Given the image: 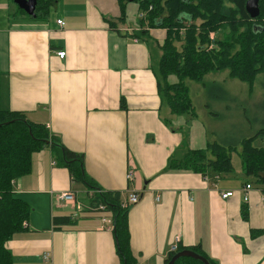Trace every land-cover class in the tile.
Instances as JSON below:
<instances>
[{
	"label": "crops",
	"instance_id": "crops-1",
	"mask_svg": "<svg viewBox=\"0 0 264 264\" xmlns=\"http://www.w3.org/2000/svg\"><path fill=\"white\" fill-rule=\"evenodd\" d=\"M14 3L0 0V111L46 125L84 155L87 175L103 192L122 202L140 195L129 208L138 264H164L178 237L182 247L201 244L218 264H264V234L252 237L264 230V191L253 178L167 171L175 152L197 149L191 134L170 124H180L181 116L165 115L153 72L157 52L124 23L110 25L122 16L119 1L54 0L44 21L16 16ZM150 33L163 43L164 31ZM248 184L253 189L245 202ZM13 187L32 209L26 230L9 242L14 264H121L113 229L87 209L92 191L73 181L50 147L33 155L31 173ZM69 191L86 209L73 224L59 226L55 219L72 210L58 206L56 196ZM226 192L233 197L223 199Z\"/></svg>",
	"mask_w": 264,
	"mask_h": 264
},
{
	"label": "trees",
	"instance_id": "trees-1",
	"mask_svg": "<svg viewBox=\"0 0 264 264\" xmlns=\"http://www.w3.org/2000/svg\"><path fill=\"white\" fill-rule=\"evenodd\" d=\"M122 16L111 22L116 28L119 22L127 23V6L138 4L144 18L140 27L149 30H165V39L160 45L148 31L137 35L145 42L154 41L162 52L159 64L153 72L157 78L159 94L175 116L195 112L188 81L203 83L216 72H229V77L248 84L251 89L264 73V25L252 19L246 12V0H118ZM54 0H38L35 16H29L17 6L21 15L30 20L44 21L49 17ZM233 6V7H232ZM239 15V17H237ZM126 22V23H125ZM224 34L223 39H211L212 34ZM136 33H132L133 37ZM142 36V37H141ZM180 43V48L177 44ZM149 45V43H148ZM150 46V45H149ZM219 47V50H218ZM175 77L176 82L170 78ZM264 105V103L262 104ZM121 107L127 110L125 99ZM262 129L243 135L228 145L210 142L203 149H182L170 158L167 171L193 172L208 177L210 174L226 175L233 172L232 152L241 148L244 173L264 191V117ZM51 148L57 164L69 170L73 181L87 191H95L90 205L103 204L113 219V232L121 264H138L131 250L129 210L122 207L119 194L103 192L87 175L84 155L65 147L49 131L46 125L28 120L25 113L0 111V264H14L9 242L16 234L26 230L31 216V206L14 194V183L32 171V158L37 152ZM212 157V158H210ZM243 219L248 220V211L243 209ZM101 214L102 212H95ZM71 217L55 219L56 225H71ZM264 230H253L252 237H259ZM191 250L204 257L210 264L213 260L201 244L193 247L180 246L170 253L164 264H169L178 253ZM175 264H204L190 257H181Z\"/></svg>",
	"mask_w": 264,
	"mask_h": 264
},
{
	"label": "rangeland",
	"instance_id": "rangeland-1",
	"mask_svg": "<svg viewBox=\"0 0 264 264\" xmlns=\"http://www.w3.org/2000/svg\"><path fill=\"white\" fill-rule=\"evenodd\" d=\"M13 11H15L16 16L26 17L21 15L15 3ZM142 14L143 12H139L138 4L132 2L128 4L127 18L125 19L127 23L124 26L132 28L133 33L136 31L135 38H138L137 35H141L146 31L150 33V31L155 30H149L148 27H140L139 19L141 17L139 15ZM255 23L264 25V17L255 20ZM120 24L123 25V22H120ZM162 31L166 32L165 30ZM212 36H216L217 39L224 38V34L221 32L216 35L212 34L211 39ZM148 43L157 52L156 64L158 66L162 52L159 51V46L154 41ZM177 46L181 50L180 43ZM170 81L174 83L177 79L171 77ZM187 83L190 88L195 112L190 115L178 116V118L180 117L179 120L182 119L180 124L175 123L173 119L170 124L175 129L183 130L187 137L190 134L192 135L194 142L191 147L194 149L207 151L208 143L216 141L228 145L247 134L249 127H251L249 133H252V129L254 131L262 129L263 122H258V120L264 117V105H262L264 103V73L259 74L258 81L255 83L254 88L251 89L253 92H250L248 84L230 78L228 71L211 73L205 78L203 83L191 81ZM165 107V115L169 118L173 114L166 104ZM231 157L233 172L223 175V178L236 179L242 176L239 179L242 180L245 178V173L241 148L233 151Z\"/></svg>",
	"mask_w": 264,
	"mask_h": 264
},
{
	"label": "built area",
	"instance_id": "built-area-1",
	"mask_svg": "<svg viewBox=\"0 0 264 264\" xmlns=\"http://www.w3.org/2000/svg\"><path fill=\"white\" fill-rule=\"evenodd\" d=\"M142 18H144V14L142 15H139ZM58 24L61 26V27H64L65 26V23L63 21H59ZM212 39H214V37L212 36ZM65 52H59L58 55L59 57H61L62 59H64L65 57ZM128 179L129 181H133L134 179V175H133V171H130L129 172V175H128ZM253 189V186L251 184H248L245 186L244 188V201L247 202L249 200V194H250V191ZM95 191H92V192H89L88 193V197L89 199L91 198H94V195H95ZM234 193L233 192H226V193H222V198L223 199H229L231 197H233ZM140 201V195L137 194V193H133L130 195L129 199L128 200H125L122 202V207L124 209H128L137 204L138 202ZM56 204L60 207H67V208H70L72 210V214H71V218L72 220H77L81 215V213L83 211H85L86 209V206H84L77 198V195L72 192V191H69V192H63V193H59L57 196H56ZM106 206L103 205V204H91L89 206H87V209L88 211L90 212H102L101 215H102V223L108 228V229H113L114 228V225H113V219L108 215V214H105L103 212L106 211ZM179 241H180V237L177 238V242L171 247L170 249V253H175L178 251L179 249ZM45 259H49V255H45L44 256Z\"/></svg>",
	"mask_w": 264,
	"mask_h": 264
},
{
	"label": "water",
	"instance_id": "water-1",
	"mask_svg": "<svg viewBox=\"0 0 264 264\" xmlns=\"http://www.w3.org/2000/svg\"><path fill=\"white\" fill-rule=\"evenodd\" d=\"M259 1L260 0H249L246 4L247 13L250 15L252 19H257L261 14V10L259 8ZM14 2L20 9L25 11L26 14H28L29 16L36 15L38 0H14ZM181 257H190L195 260H199L204 264H210L204 257L196 254L191 250H185L178 253L173 257V259L169 264H175V262Z\"/></svg>",
	"mask_w": 264,
	"mask_h": 264
},
{
	"label": "flooded vegetation",
	"instance_id": "flooded-vegetation-1",
	"mask_svg": "<svg viewBox=\"0 0 264 264\" xmlns=\"http://www.w3.org/2000/svg\"><path fill=\"white\" fill-rule=\"evenodd\" d=\"M249 0H246V4H247V2H248ZM261 3H264V0H260L259 1V8L261 7ZM246 7V6H245ZM260 10H261V8H260ZM246 12H247V10H246ZM248 14V13H247ZM249 15V14H248ZM261 15V14H260ZM250 16V15H249ZM260 17V16H259ZM131 31H127V33H130ZM132 33H133V31H132Z\"/></svg>",
	"mask_w": 264,
	"mask_h": 264
}]
</instances>
